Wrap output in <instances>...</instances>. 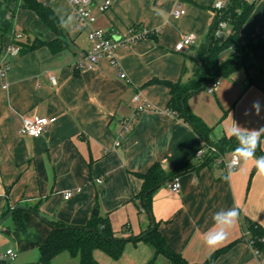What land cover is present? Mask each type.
<instances>
[{"label": "crops", "instance_id": "0c3cea01", "mask_svg": "<svg viewBox=\"0 0 264 264\" xmlns=\"http://www.w3.org/2000/svg\"><path fill=\"white\" fill-rule=\"evenodd\" d=\"M36 1L63 22L66 48L53 54L40 46L3 56L14 32L22 35L21 42L36 37L50 42L55 36L32 12L17 9L19 0H0V60L8 66L6 87H0V264H38L50 223L84 227L95 210L111 225L124 222L129 235H134L131 219L138 221V233L155 224L187 264H201L223 248L208 264H264V247L258 252L242 239L244 218L264 228V176L253 170L255 161L239 160L235 169L226 171L215 159H197L203 140L167 110L166 84H185L192 78L215 16L212 6L230 0H109L103 13L99 7L106 0H93L94 28L127 36L130 27H137L150 34L126 43L112 61L101 58L91 70L78 67L90 45L87 30L77 24L66 0ZM175 8L181 12L178 18L171 15ZM224 33L220 40L230 29ZM185 35L194 36V44L176 52L175 45ZM257 36L264 38V1L254 4L239 32L242 43ZM228 55L223 53L220 60ZM212 82L217 83L212 94L206 89L194 93L187 105L211 129L213 142L230 137L227 130L235 122L244 130L264 127V49L256 50L245 68ZM136 94L150 104L148 110L136 112ZM256 100L262 105L259 115L252 109ZM33 116L49 118L51 125L38 138L22 136V118ZM126 122L131 130L123 133ZM260 147L264 152V142ZM185 162L191 167L175 177L179 191L168 187L175 178L157 188L150 215L131 201L141 188L138 175L155 164L169 172ZM67 191L72 195L64 199ZM6 206L23 208V231L16 228L17 216L1 219ZM234 206L239 219L227 239L207 246L204 234L220 227L214 213ZM130 247L138 249L135 263L147 264L149 248L128 243L124 250ZM8 250L15 254L13 259L6 255ZM122 255L112 260L100 251L93 253L97 264L124 262ZM52 264L78 262L62 254ZM155 264L168 263L157 257Z\"/></svg>", "mask_w": 264, "mask_h": 264}, {"label": "trees", "instance_id": "16d2710c", "mask_svg": "<svg viewBox=\"0 0 264 264\" xmlns=\"http://www.w3.org/2000/svg\"><path fill=\"white\" fill-rule=\"evenodd\" d=\"M254 4L248 0H230L222 10L217 11L209 30L208 41L200 50L199 55L202 62L196 71V77L185 84H166L170 91L167 110L195 131L203 142L212 144L222 154L236 152L234 151L237 147L235 137H222L213 142L210 139L211 129L189 110L187 100L192 94L206 89L212 81L228 77L241 67L245 68L253 53L258 49H264V38L257 36L246 43H242L239 38V32L252 13ZM17 9L32 12L55 36V39L50 42L39 40L37 37L33 41L29 39L22 42L16 41L20 51L28 52L34 48L46 46L51 53L55 54L66 48L63 22L49 7L38 3L36 0H19ZM221 22L226 23L230 29L229 35L223 40L215 37V32ZM225 52L229 53L228 59L221 61L220 57ZM256 155H264L260 146ZM190 167L191 164L185 162L166 172L160 165H153L146 173L138 175L141 188L131 201L137 204L142 212L150 215V202L154 191L171 182L178 174L185 172ZM253 170L256 169L253 168ZM11 212L12 215L17 216V230L23 231L24 225L19 219L20 210H13L6 206L1 219ZM50 228L47 240L39 248L38 264H52V261L62 254L77 260L78 264H97L93 256L95 251L102 252L112 260H118L128 243L134 245L143 243L149 248L151 257L147 264H155L157 257H163L168 264H187L167 244L155 224H151L147 230L139 235H132L127 239L116 237L109 219L99 215L93 216L89 224L84 227H71L52 222ZM242 228L244 233H248L246 237L242 236V239L250 241L252 247L260 252L264 247V228L248 218H244ZM224 249L214 252L201 264H208L216 254Z\"/></svg>", "mask_w": 264, "mask_h": 264}, {"label": "built area", "instance_id": "2783aa9c", "mask_svg": "<svg viewBox=\"0 0 264 264\" xmlns=\"http://www.w3.org/2000/svg\"><path fill=\"white\" fill-rule=\"evenodd\" d=\"M264 0H249V2H258ZM71 14L74 17L77 24L81 29L87 30V41L90 45L89 50L83 56L82 62L78 65L79 68H83L86 70H91L94 68L98 61L101 58H107L112 61L115 57L116 51L124 47L126 43H133L140 41L147 37L150 34V31L146 29H139L137 27H130L127 30V36H123L119 33H108L103 30H99L94 28V24L96 22V18L92 13V5L93 0H66ZM110 1L106 0L102 6L99 7V11L101 13L105 12L109 9ZM214 15L217 11L222 10L224 5L220 2H215L212 6ZM181 12L178 8H175L171 11V15L175 18L180 16ZM227 28L226 23L221 22L218 25V28L215 32V37L218 39L224 38V31ZM118 37L119 39L115 41L113 38ZM22 39V35L19 33H13L11 43L8 45L6 50L4 51L3 56L14 57L17 56L20 52V47L15 43ZM195 38L192 35H185L181 38V40L175 45L176 52H182L185 48L194 44ZM8 72V66L3 61L0 60V87L5 88V77ZM119 78H126L125 74L120 73ZM51 84H55V79L53 77L50 78ZM217 87L216 82H211L206 88V92L212 94ZM133 100L138 103V107L136 109L137 113H141L145 110H148L151 106L146 100H142L139 94H136L133 97ZM52 120L49 118H41V117H24L21 121L20 134L22 136H28L32 138H38L41 136L46 129L51 125ZM131 130V124L128 122L123 124V133H128ZM122 138V135L119 139ZM118 144V141L116 142ZM195 157L201 160H213L219 165H221L226 171L233 170L239 165L238 155L236 153H232L230 159L227 161L225 158V154L219 152L212 144L207 142H202L201 147L196 151ZM101 180H97V184H101ZM169 190L173 193H177L180 188V184L177 178H175L169 185ZM72 195L71 191L64 192L63 198L68 199ZM248 235L247 232H243L242 236L246 237ZM251 244L250 241H248ZM10 258H14L15 254L8 250L6 252Z\"/></svg>", "mask_w": 264, "mask_h": 264}, {"label": "clouds", "instance_id": "9594fccd", "mask_svg": "<svg viewBox=\"0 0 264 264\" xmlns=\"http://www.w3.org/2000/svg\"><path fill=\"white\" fill-rule=\"evenodd\" d=\"M252 109L257 115H259L262 105L259 100L253 102ZM249 113L246 111L245 115ZM228 134L232 137H235L237 141V147L234 151L238 153L239 160H248L253 159L255 161L254 168L257 173L261 176H264V155L257 156L256 152L260 144L264 142V127L259 129H248L244 130L241 126L235 122L234 125L229 128ZM229 177H225V180H229ZM239 209L237 207H231L227 212L214 213V220L220 227L215 231L206 232L204 234L205 244L209 247H216L222 244L228 237L229 230L235 225L239 219Z\"/></svg>", "mask_w": 264, "mask_h": 264}, {"label": "rangeland", "instance_id": "374dc122", "mask_svg": "<svg viewBox=\"0 0 264 264\" xmlns=\"http://www.w3.org/2000/svg\"><path fill=\"white\" fill-rule=\"evenodd\" d=\"M201 59V58H200ZM201 62H202V60H201ZM197 64V63H196ZM199 64H201L200 62H199ZM201 65H195L194 66V69H193V74H192V78L190 79V80H192V79H194L196 76H195V74H196V71H197V69L200 67ZM208 143V142H207ZM236 154L238 155V153L236 152ZM230 154H228V156H226V159L228 160V159H230ZM130 222H131V224H132V226H133V231H134V236H137V235H139L140 233H138V221L136 220V219H131L130 220ZM123 224H124V222H122L121 220H119V221H116L115 222V224L114 225H111V227H112V229H113V231L116 233V234H118L120 237H122L123 239H127V238H130V236H132V235H129L127 232H126V229H125V227L123 226ZM141 244H143V243H141ZM143 246H146V245H144L143 244ZM137 252H138V249H135L134 247H130V249L129 250H127L126 248H125V250H124V252H123V260H124V262L120 259L118 262H117V264H137V263H135L136 262V259H138V257H137Z\"/></svg>", "mask_w": 264, "mask_h": 264}, {"label": "water", "instance_id": "95a60500", "mask_svg": "<svg viewBox=\"0 0 264 264\" xmlns=\"http://www.w3.org/2000/svg\"><path fill=\"white\" fill-rule=\"evenodd\" d=\"M115 41H117L119 38L118 37H114L113 38ZM23 208L22 207H16L15 208V210H22ZM12 213H9L7 216H5V218L3 219V220H5V219H7L10 215H11ZM93 216H96L97 215V211L95 210L93 213ZM2 223V221L0 222V224Z\"/></svg>", "mask_w": 264, "mask_h": 264}]
</instances>
